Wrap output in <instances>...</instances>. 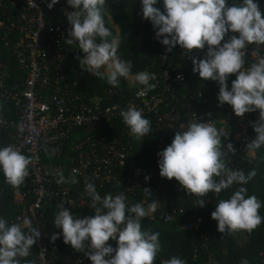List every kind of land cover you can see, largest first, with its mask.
Segmentation results:
<instances>
[{"label": "clouds", "instance_id": "clouds-1", "mask_svg": "<svg viewBox=\"0 0 264 264\" xmlns=\"http://www.w3.org/2000/svg\"><path fill=\"white\" fill-rule=\"evenodd\" d=\"M58 2L51 0L47 7L52 9ZM141 3L143 19L151 22L155 38L166 47V52H173L179 45L191 59L192 72L198 73L203 81L218 84V107L230 105L237 117L259 110V119L250 122L255 137L247 144V151L264 147V58L250 65L245 59L248 45H264V13L259 4L254 0L232 4L227 0H163L161 11L155 7L158 0H141ZM67 4L73 11L65 12L70 27L64 43L78 45L83 53L82 58L77 57L81 69L106 79L114 89L119 88L121 78L132 79V62L118 56L120 41L105 26L106 0H67ZM206 46L202 59L192 55L194 50H204ZM233 74L236 79L229 89L228 80ZM156 79V74L148 71L138 72L134 77L145 86V91L155 89L156 85L150 81ZM120 116L135 139L151 132V121L144 118L142 110L129 105ZM229 137L230 131L218 128L210 120L201 122L196 118L184 130L176 131L171 144L157 153L159 175L169 181L174 178L183 190L198 198L197 207L201 208L208 193L219 194L238 186L229 198L219 201L211 218L217 221L220 233L243 230L250 234L264 222L259 214L264 205L257 196L248 195L244 187L256 175L255 170L245 174L229 166L228 155L236 153L232 143L226 147L223 143ZM32 163L30 156L11 144L0 148V170L5 182L13 188L25 183ZM56 176L58 185L79 182L75 170L67 178L62 171ZM149 179L145 176V181ZM143 190L151 197L150 189ZM85 192L94 215L79 218L64 206L70 203L62 201L57 205L59 210L53 221L62 232L52 233L51 242L62 235L66 245L84 253L92 264H155L161 251L160 233L142 230V220L154 213L160 202L152 199L147 207L143 203L129 206L124 192L101 197L95 184L87 180ZM39 237L40 232L29 217L12 223L0 217V264H21L20 258L31 255ZM109 240L116 241L117 246L114 248ZM161 264L187 262L172 256ZM241 264L249 262L245 259Z\"/></svg>", "mask_w": 264, "mask_h": 264}, {"label": "built area", "instance_id": "built-area-1", "mask_svg": "<svg viewBox=\"0 0 264 264\" xmlns=\"http://www.w3.org/2000/svg\"><path fill=\"white\" fill-rule=\"evenodd\" d=\"M259 1L255 0L258 4ZM48 3L51 0H0V42L26 71L22 88H11L5 82L9 66L0 60V148L11 144L33 160L30 175L19 188L3 182L9 187L14 204L21 207V213L6 218L0 212V217L9 223L22 222L25 216L31 219L33 227L40 232L29 256L35 264H52L58 248L57 239L51 242L46 230L43 212L46 203L57 207L62 201L69 202L64 206L72 212L84 208L93 210L88 205L91 200L85 188H63L56 183L58 171L73 173L75 170L81 181L95 184L101 197L124 192L129 206L143 203L147 207L152 199L159 201L156 211L149 215L154 220L157 211L174 198L186 201L196 197L179 184L171 186L168 179L159 175L157 155L149 167L137 166L130 158L135 142L158 134L156 147L161 151L171 144L172 130L182 131L197 118L201 122L210 120L218 128L230 131L224 143L238 145V150L255 157L257 152L247 151V144L255 137L250 122L259 119V110L237 117L230 106L226 117L216 124L207 114L198 112L204 91L199 87L180 91L193 73L191 59L180 47L177 63L168 65L167 69L156 73V80L150 81L156 85L155 89L145 91V86L132 75L131 83L136 86L127 103L106 104L108 98L116 96L113 89L106 91L107 96L85 101L72 92L68 83L74 66L65 68L70 53L78 46L64 43L70 27L65 12L73 9L67 0H59L52 9L47 7ZM259 6L263 13L264 3ZM206 51L207 46L204 50H194L192 55L202 59ZM168 54H163V60L166 61ZM261 58H264V45H248L246 64ZM178 76L183 79H177ZM5 104L14 106L11 115L3 110ZM129 105L142 110L144 118L151 121V132L141 139L130 135L120 116ZM46 149L56 156H64L66 162L46 161ZM145 176L150 179L145 181ZM5 188L0 186V198ZM145 188L150 189L151 197L145 193ZM173 218L170 212L165 213V221ZM201 222L199 218L186 223L184 228L198 229ZM61 264L92 262L84 254L75 253L65 256Z\"/></svg>", "mask_w": 264, "mask_h": 264}, {"label": "trees", "instance_id": "trees-1", "mask_svg": "<svg viewBox=\"0 0 264 264\" xmlns=\"http://www.w3.org/2000/svg\"><path fill=\"white\" fill-rule=\"evenodd\" d=\"M227 2L232 4L238 2V0H227ZM263 3L264 0L259 1V4ZM155 7H159L163 11V0H158ZM103 15L105 26L112 32V36L120 41L118 56L132 62L131 75L141 71L156 74L162 69H167L168 65H175L179 60V45L173 49V52L168 54L166 61L163 60L162 56L166 52V47L155 38V31L151 22L143 19L141 0H106ZM108 16L119 27V32L108 22ZM78 56L82 58L83 53L78 50L77 46L70 53L65 67L74 66V70L68 75V83L74 94L81 95L85 101L89 102L95 97L107 96L106 91L113 89L116 96L108 98L106 104L115 102L125 104L131 99L133 87L136 86L131 83V80L121 78L119 88L114 89L107 84L106 79H99L93 74L82 70L77 59ZM0 60L5 61L10 69L9 76L5 79L6 85L21 89L26 79V71L20 67L17 59L7 51L1 42ZM235 79L234 74L230 75L228 80L229 89L232 80ZM198 87L204 91V100L199 104L198 112L207 114L216 124L220 123L226 117L230 105L225 104L223 107H218V84L210 80L203 81L198 73H192L189 81L181 87L180 91H189ZM3 110L7 115H11L14 106L5 104ZM176 131L179 130H172L171 139H174ZM157 138L158 134H155L133 144L130 158L137 166L145 168L153 164V158L159 152L156 147ZM224 145L226 147L227 143H224ZM234 147L236 153H230L227 158L229 166L233 169L243 170L245 174L255 170L256 175L244 187L248 189V195L257 196L264 205V147L256 150L255 157L238 150V145H234ZM44 158L52 164L66 162L64 156L50 155V152L46 151L44 152ZM72 174L69 170L63 173L66 178ZM76 179L79 181L76 184L65 183L61 186L71 189L85 188V183L78 177ZM4 180V174L0 170V186L6 187L0 198V212L6 218L16 217L21 213V207L14 204L9 187L3 183ZM169 182L171 186L179 184L174 178ZM236 187L238 186L234 185L232 189L222 191L219 194L208 193L205 206L202 208L197 207V197L189 198L186 201L174 198L173 201L164 204L162 209L157 211L154 220L150 219V216L145 217L142 220V230L150 229L152 232L160 233L161 251L157 255L155 264H161L162 261L170 259L172 256L184 259L187 264H241L245 259L248 260L249 264H264V222L250 234L243 230L234 233H220L217 230V221L211 218V213L215 211L219 201L229 198ZM102 194L104 195V193ZM43 212L46 220V230L50 235L61 233L62 230L57 229L53 224L58 208L55 205L46 203ZM166 212H170L174 216L173 220H164ZM72 213L79 218H84L94 215V210L84 208ZM259 214L264 217V206L259 210ZM199 218L202 222L198 229L184 228L186 223L194 222ZM108 243L114 248L117 246L116 241L109 240ZM57 244L58 248L54 252L56 256L52 264H61L65 256H71L75 253L84 254L75 251L70 244L66 245L63 242L62 235L57 239ZM20 261L21 264H28L29 261L34 260L33 257H28L20 259Z\"/></svg>", "mask_w": 264, "mask_h": 264}, {"label": "rangeland", "instance_id": "rangeland-1", "mask_svg": "<svg viewBox=\"0 0 264 264\" xmlns=\"http://www.w3.org/2000/svg\"><path fill=\"white\" fill-rule=\"evenodd\" d=\"M108 22L110 23V24H112L113 25V27H117L116 25H115V23H113L114 21L109 17L108 18ZM117 29H118V27H117Z\"/></svg>", "mask_w": 264, "mask_h": 264}, {"label": "crops", "instance_id": "crops-1", "mask_svg": "<svg viewBox=\"0 0 264 264\" xmlns=\"http://www.w3.org/2000/svg\"><path fill=\"white\" fill-rule=\"evenodd\" d=\"M108 18H109V16H108ZM110 18H111V17H110ZM111 19H112V18H111ZM113 23H114V22H113ZM115 25H116V24H115ZM116 26H117V25H116ZM117 27H118V26H117ZM117 27H116V29H117ZM114 28H115V27H114ZM117 30H118V32H119V27H118V29H117Z\"/></svg>", "mask_w": 264, "mask_h": 264}]
</instances>
